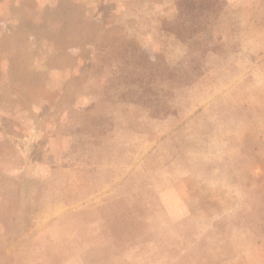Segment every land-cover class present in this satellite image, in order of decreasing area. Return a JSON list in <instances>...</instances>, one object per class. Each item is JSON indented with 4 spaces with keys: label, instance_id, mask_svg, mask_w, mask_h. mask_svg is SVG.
Segmentation results:
<instances>
[{
    "label": "rangeland",
    "instance_id": "1",
    "mask_svg": "<svg viewBox=\"0 0 264 264\" xmlns=\"http://www.w3.org/2000/svg\"><path fill=\"white\" fill-rule=\"evenodd\" d=\"M0 264H264V0H0Z\"/></svg>",
    "mask_w": 264,
    "mask_h": 264
},
{
    "label": "trees",
    "instance_id": "2",
    "mask_svg": "<svg viewBox=\"0 0 264 264\" xmlns=\"http://www.w3.org/2000/svg\"><path fill=\"white\" fill-rule=\"evenodd\" d=\"M204 9V6L203 7H201V10H203Z\"/></svg>",
    "mask_w": 264,
    "mask_h": 264
}]
</instances>
